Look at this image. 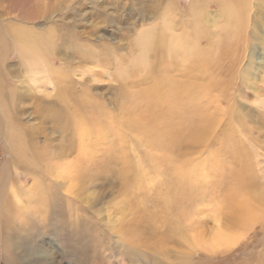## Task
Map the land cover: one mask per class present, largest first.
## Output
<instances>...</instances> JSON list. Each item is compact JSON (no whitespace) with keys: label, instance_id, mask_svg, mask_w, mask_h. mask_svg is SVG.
I'll use <instances>...</instances> for the list:
<instances>
[{"label":"rangeland","instance_id":"1","mask_svg":"<svg viewBox=\"0 0 264 264\" xmlns=\"http://www.w3.org/2000/svg\"><path fill=\"white\" fill-rule=\"evenodd\" d=\"M36 1L43 11L37 30L53 27L56 36L52 49L43 52L56 66H64L68 82L56 79L48 97L54 103L43 108L34 93L26 102L9 95V85L16 86L18 79L0 75V106L10 103L14 122L29 126L30 133L35 126L48 128L43 132L49 135H41L38 143L33 134L27 141L29 151L39 149L45 139L52 141L47 146L60 148L50 163L89 166L90 161L92 171L95 163H112L106 141L89 150L80 137L79 124L86 126L101 115L98 104L118 129L116 174L91 183L69 168V219L84 208L107 232L102 240L92 239L89 264H264V201L253 199L256 215L263 218L256 217L250 226L238 221L227 205L240 184V172L252 174L251 193L264 187V0L238 1L237 29L229 0ZM4 7L0 1V9ZM21 11H30L29 0ZM51 42L39 47L45 50ZM8 60L15 63L16 54ZM65 86L69 105L61 94ZM83 90L97 100L83 108L87 114L82 123L75 110L85 102L72 95ZM200 103L232 105L239 116L221 114L215 128L211 119L204 139L198 138ZM66 106L69 123L57 111L65 112ZM3 136L0 126V172L9 158ZM180 165L196 166L194 180L177 173ZM23 168H14L17 180ZM23 176L18 183L30 185L33 177ZM66 181L60 175L55 183L64 193ZM7 203L16 208L5 190L4 208ZM218 224L230 234H245L233 246L217 247L211 235ZM44 242L39 258L47 264L74 263L58 239L46 236ZM0 264H8L1 251Z\"/></svg>","mask_w":264,"mask_h":264},{"label":"bare ground","instance_id":"2","mask_svg":"<svg viewBox=\"0 0 264 264\" xmlns=\"http://www.w3.org/2000/svg\"><path fill=\"white\" fill-rule=\"evenodd\" d=\"M0 1L6 3V8L0 9V75L4 74L3 76H6V78L16 77L18 79V84L16 86L9 85V95L13 98L18 97L19 100L21 99V101L26 102L27 98L29 99L34 93L38 95L36 97L34 96L37 106H43L44 108L47 104L52 105L54 101L48 98L49 95H51L49 89L51 91L53 90V95L55 88L51 85L55 86V81L59 78L61 79L59 82L67 83L69 78V72L64 69V66H56L53 59L50 58L49 53L46 54V52H43L52 49L53 40L56 37L53 27L47 28L45 32L37 30L36 21L38 17L43 14V11L39 10V5H37L36 0H29L30 11L28 13L21 11L26 7L27 0ZM238 1L239 0H229V10H231L233 15L234 29H237L236 16L238 14ZM45 19L47 21L49 20V18ZM47 40L52 41L50 47L45 50L41 49L39 45ZM245 44H247L246 41ZM12 53H15L17 56L15 63H11L8 60ZM19 69L20 71H18ZM246 80L250 79L247 78L245 81ZM18 88H20V91ZM23 88L29 92H33L27 93L25 90H21ZM61 94L69 105V87H63L61 89ZM72 96L77 99L80 97L79 100L85 102H80L81 104L78 106V112L76 111L77 109L75 110L76 119L78 117L83 123L81 117H84L83 114H87V111L84 112L83 108H85L87 104H91L90 99L97 100V97L87 90L74 92ZM201 101H203V99H201ZM97 102H99V100ZM9 104H7L5 100L1 102L0 106L1 131L9 149L8 161L6 160L7 163L2 166L0 172V251L3 253L8 264H47L48 262L40 259L39 255L44 251L43 247L46 244V242H44V237L47 236L49 238V236H51L58 239L63 250L69 253L71 260L74 262L73 264H89L92 255L88 253V250L90 246L93 245L92 239L100 236L99 239L102 240L107 232L101 228V225L98 223L99 219H95L96 217L92 214L89 215V212L86 213L84 208L78 210L77 215L72 220L69 219V201L71 202V200H69V182H71L69 180V168H73L76 171V177L80 180L92 181L91 183H95L102 178L116 174L118 164L115 161H118L117 159L119 158L118 145H120L118 137L119 131L109 123L108 120L111 119L104 106L98 104L97 110L101 115L99 117L97 116V118L95 117L92 121L88 120L89 122L86 126H84L85 122L82 126L79 124V132H81L80 137L82 144L88 145L89 150L102 146V142L106 141L110 149V156L113 157V161L111 160L112 163L110 165H101L103 162L100 160V164L95 163V165H97L95 171H92L94 168L90 166V161L86 163L89 164V166L83 163L79 166L76 163L69 165L70 162L62 164L60 161L56 163H52L54 162L52 161L50 163V160L59 156V152L61 151L60 148L51 147V145L47 146V144L52 141L43 139L45 142H42L43 144L41 147L39 149L37 147L36 150L33 151L30 149V152L27 141V138H30L29 134H33L38 143L41 135L45 134V137L49 135L46 134L47 132H43L44 129L47 130L48 128L43 127L41 130V127L35 126V131L32 133L28 132L29 126H21L19 123L14 122L15 114L11 111ZM87 108L85 109L88 110ZM65 109L67 110L62 112V109L59 107L57 111L60 110L61 116L63 115L65 118V122L69 123V106H66L64 110ZM232 110V105L226 108H219L211 105L206 106L200 103L195 136L204 139L206 125H209L212 119L214 122L210 125H215V128L219 122V118L221 119V114H228L229 117L233 118L239 116L238 113L232 112ZM235 113L237 115H235ZM49 117L53 119V116L51 117L50 115ZM46 118L48 117H45V119ZM232 130V128L227 129V131L230 132H233ZM64 133L66 135L69 134L67 130L64 131ZM91 135L94 136L93 139L89 138ZM57 142H59V140ZM67 154H69V152ZM216 157L220 158V156ZM44 161H46V163ZM21 166L24 167V170L21 171L20 175H17L19 176L17 178L20 180L22 174H24L23 179L25 175L32 176L33 179L30 185L23 182H20V184L18 183L19 180L15 178L14 168ZM44 167L48 172L43 171ZM196 169L195 165H180L177 168V173L185 180L192 181L194 180ZM60 175H64L67 179L65 186L66 193L57 189L55 185ZM239 175L241 177L237 179L240 180V184L236 187L235 193L231 196L230 200H228L227 205H229L233 216H236L235 218L238 221L243 222L246 226H250V224L255 222L256 217H258L256 215L257 207H255L253 199L264 201V187L256 189L254 195L249 191L251 188L248 186L249 183L252 187L253 183H251L252 180L250 179L252 174L240 172ZM246 180H248V182ZM15 182L17 184H15ZM5 190L15 199L17 203L15 209H11L10 203L5 205L6 209L3 207L2 199ZM248 194H250V196ZM8 201L9 200H7V202ZM33 203L35 204L34 208L30 206ZM260 214H262V212ZM262 216L258 217V219ZM244 234V232L230 234L222 225L218 224L211 235V240L217 247L221 245L233 246L237 244ZM130 260L134 261L132 256ZM242 263L249 264L250 262L247 263L245 260L241 262V264Z\"/></svg>","mask_w":264,"mask_h":264}]
</instances>
